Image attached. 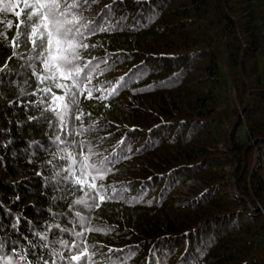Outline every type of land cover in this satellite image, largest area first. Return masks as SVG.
<instances>
[{
  "label": "trees",
  "instance_id": "obj_1",
  "mask_svg": "<svg viewBox=\"0 0 264 264\" xmlns=\"http://www.w3.org/2000/svg\"><path fill=\"white\" fill-rule=\"evenodd\" d=\"M111 2L97 0L90 12ZM15 11L0 5V67L7 61L9 73H20L0 76L3 253L17 247L29 260L34 252L51 262L33 233L47 232L49 241L71 246V233L81 232L76 243L96 253V264H261L256 257L259 251L264 255V0L114 5L110 18L105 16L114 27L87 36L84 42L96 47L83 49L81 56L115 61L93 85L107 88L132 69L130 82L107 101L96 99L99 92L88 99L78 94L67 117L70 132L60 131L52 112L32 107L44 97L31 93L48 85L38 83L27 66L26 35L15 49L23 58L12 55V37L23 18ZM57 134L64 143L54 142ZM122 137L127 158L116 160L97 181L114 187L119 198L70 210L73 200H88L92 193L62 181L53 186L57 173L67 175L59 172L67 168V156L75 153L78 159L88 145L108 156ZM192 177L201 184L195 201L189 208L176 206L173 196ZM76 213L85 227L107 230L82 232ZM57 224L67 231L46 227ZM29 241L37 247L29 249ZM50 247L60 250L59 243ZM62 255H69L67 247Z\"/></svg>",
  "mask_w": 264,
  "mask_h": 264
},
{
  "label": "snow or ice",
  "instance_id": "obj_2",
  "mask_svg": "<svg viewBox=\"0 0 264 264\" xmlns=\"http://www.w3.org/2000/svg\"><path fill=\"white\" fill-rule=\"evenodd\" d=\"M122 2L123 0H112L103 9L92 14L90 12L91 6L97 3V0H7V2L6 0H0V5H4L5 10H16L15 14L18 18L22 17L23 14L22 21L17 23V33L12 37V55L23 58L15 49L20 47V36L26 35L28 42L31 44V49L27 54V66L38 83L47 82L48 85L31 93L33 96L39 93L44 97V99H39L34 103L32 107H40L42 111L52 112L59 121L61 132L72 131L67 117L75 111L74 106L78 102V94L87 93L85 99H88L94 92H99V96L96 99L107 101L109 97L114 96L120 88L125 87L130 82L129 74L132 69H129L123 76L116 78L114 83L110 82L107 88L93 85L92 80L94 77L108 71L115 64V61L113 65H109L106 59L99 60L96 57H92L91 60H86L81 56L83 49L96 47V45H89L84 42L87 36L100 31L112 30L114 26L106 23L105 16L107 15L110 18L114 5ZM10 26L11 24H9ZM0 35L3 34L0 33ZM101 64L103 67H101ZM37 66L39 67L37 68ZM133 67L135 68L136 66ZM5 74L20 75V73L8 72L7 61L4 67H0V76ZM2 83L3 81H0V84ZM53 88L60 89L62 94L57 95ZM21 95H23L22 91ZM13 103V101H9V107ZM17 106L19 105L17 104ZM104 106L107 107V103ZM24 107L27 108L28 104H25ZM34 119L36 118L29 117V120ZM75 119L80 120L81 114H76ZM49 123L51 124V122ZM82 129L83 125L81 124L75 131L79 133ZM131 131H135V129H129V132ZM100 139L103 140V138ZM124 139V137L121 138V141L117 143L108 156H103L101 153L94 151V146L92 145H88L86 150H81L78 154V159L74 158L76 156L75 153L67 156V168L59 170V172L67 173V175L57 173V176L52 178L55 182L53 186H58L62 181L71 188L78 187L81 191L87 188L92 193L88 200L83 197L73 200L69 204L70 210L74 205L98 208L102 201L119 198V194L114 187L111 185L106 186L104 183H97V181L104 180V177L112 171L111 165L116 160L127 158L123 157V149H121ZM56 141L64 143V141H61L59 134L54 138V142ZM73 144H75V141H73ZM80 147L81 149L85 148L84 142H80ZM117 149H120L119 153ZM36 174L40 175L39 172ZM47 182V178H45V183ZM109 188H111L110 192L108 191ZM76 216L81 224L82 232L107 230L85 227V219L80 217L79 213H76ZM16 223L12 225L13 228L16 227ZM46 227L48 230L53 227L60 228L58 224L46 225ZM60 231L63 233L67 230L60 228ZM33 235L39 236L40 242H42L39 247L41 250H48L51 262L44 255L36 256L34 252L31 254L35 258L29 260V253L17 247H13L9 253H3V244L0 243V259L3 260V264H96L93 261V256L96 253L89 252L87 245L81 249L76 243V239L81 236V232L71 233L74 237L71 246H67L63 240L58 242L55 240L49 241L47 232H34ZM17 243V241H12L13 245ZM56 243H59L60 250L50 247L51 244ZM27 247L35 249L37 244L29 241ZM65 247H67L69 253L67 257L62 255V250ZM108 251L121 250L109 249ZM108 264H112V262L109 261Z\"/></svg>",
  "mask_w": 264,
  "mask_h": 264
},
{
  "label": "rangeland",
  "instance_id": "obj_3",
  "mask_svg": "<svg viewBox=\"0 0 264 264\" xmlns=\"http://www.w3.org/2000/svg\"><path fill=\"white\" fill-rule=\"evenodd\" d=\"M226 170L232 171L231 167L229 165L226 166ZM231 182H234V176L231 175ZM200 182L196 179V178H188L186 179V181L181 184L178 189H177V193L173 196L174 201L176 206L181 207V208H189L191 207L192 203L195 201L196 196L194 195V190L198 191L200 190ZM235 189H236V185H234ZM259 259L261 264L264 263V255L261 251H259L256 260Z\"/></svg>",
  "mask_w": 264,
  "mask_h": 264
}]
</instances>
